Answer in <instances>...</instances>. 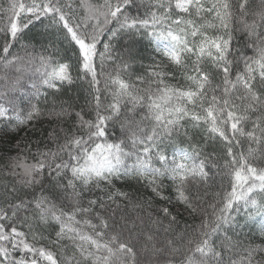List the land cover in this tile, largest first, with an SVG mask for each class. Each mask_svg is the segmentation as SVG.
I'll list each match as a JSON object with an SVG mask.
<instances>
[{
	"label": "snow or ice",
	"instance_id": "6c2138e0",
	"mask_svg": "<svg viewBox=\"0 0 264 264\" xmlns=\"http://www.w3.org/2000/svg\"><path fill=\"white\" fill-rule=\"evenodd\" d=\"M0 264H264V0H0Z\"/></svg>",
	"mask_w": 264,
	"mask_h": 264
},
{
	"label": "trees",
	"instance_id": "16d2710c",
	"mask_svg": "<svg viewBox=\"0 0 264 264\" xmlns=\"http://www.w3.org/2000/svg\"><path fill=\"white\" fill-rule=\"evenodd\" d=\"M39 29H40V26L38 25L37 28L33 29V33H30L29 35L37 33L39 31Z\"/></svg>",
	"mask_w": 264,
	"mask_h": 264
}]
</instances>
